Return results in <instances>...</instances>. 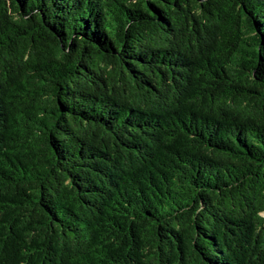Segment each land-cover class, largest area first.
Wrapping results in <instances>:
<instances>
[{
    "label": "trees",
    "instance_id": "16d2710c",
    "mask_svg": "<svg viewBox=\"0 0 264 264\" xmlns=\"http://www.w3.org/2000/svg\"><path fill=\"white\" fill-rule=\"evenodd\" d=\"M0 264H264V0H0Z\"/></svg>",
    "mask_w": 264,
    "mask_h": 264
}]
</instances>
